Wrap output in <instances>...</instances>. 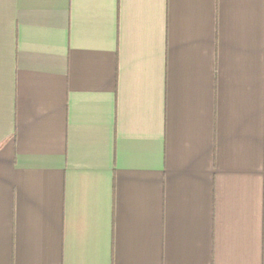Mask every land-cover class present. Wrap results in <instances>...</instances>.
<instances>
[{
  "label": "crops",
  "instance_id": "obj_1",
  "mask_svg": "<svg viewBox=\"0 0 264 264\" xmlns=\"http://www.w3.org/2000/svg\"><path fill=\"white\" fill-rule=\"evenodd\" d=\"M0 264H264V0H0Z\"/></svg>",
  "mask_w": 264,
  "mask_h": 264
}]
</instances>
